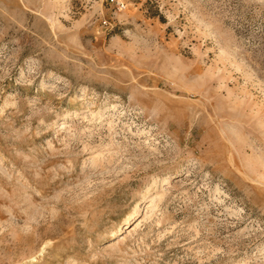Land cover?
I'll list each match as a JSON object with an SVG mask.
<instances>
[{
	"label": "rangeland",
	"instance_id": "1",
	"mask_svg": "<svg viewBox=\"0 0 264 264\" xmlns=\"http://www.w3.org/2000/svg\"><path fill=\"white\" fill-rule=\"evenodd\" d=\"M0 264H264V0H0Z\"/></svg>",
	"mask_w": 264,
	"mask_h": 264
},
{
	"label": "bare ground",
	"instance_id": "2",
	"mask_svg": "<svg viewBox=\"0 0 264 264\" xmlns=\"http://www.w3.org/2000/svg\"><path fill=\"white\" fill-rule=\"evenodd\" d=\"M145 204H146V201H143L142 203H140L132 212H130L128 214V217L123 219L122 225H117V227H115V229L110 233L113 235L112 236L113 238L117 236V234H114V231L116 230V228H117L118 232H121L124 227L132 224V222H133L132 220L135 217H137V216L139 217L143 213Z\"/></svg>",
	"mask_w": 264,
	"mask_h": 264
}]
</instances>
